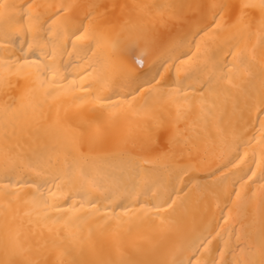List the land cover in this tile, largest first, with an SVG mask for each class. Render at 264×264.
<instances>
[{
	"label": "bare ground",
	"instance_id": "bare-ground-1",
	"mask_svg": "<svg viewBox=\"0 0 264 264\" xmlns=\"http://www.w3.org/2000/svg\"><path fill=\"white\" fill-rule=\"evenodd\" d=\"M0 3L24 5H68L66 17L83 18L88 12L87 5H119L115 9L113 27L103 35V42L96 49L97 55L111 57L116 51L127 49L123 66L109 72L107 87L98 84L93 77L84 82L83 88L90 84L92 90H82L79 84V53L69 43L67 52L58 56L57 63L65 71L63 81L66 86L57 98L46 97L35 83V77L20 78L16 73H2L7 79V86L0 83V260L4 257L5 244L11 250L15 246L23 249V257L40 264H70L72 260L87 261L94 264L103 260L110 264H246L259 259L258 249L264 232V135L260 131L259 115L261 99L264 98V84L258 71L249 76L243 69L238 73L244 82L242 91H233L231 95L203 97L208 104H214L209 116L202 109L201 95L191 88L199 89L194 80L185 81V73L177 75L170 67L171 60L186 48L181 47L182 37L174 34L171 42H154L157 31H163L161 21L168 17L169 9L163 6L171 4H220L241 5L259 3V0H0ZM153 5L161 7H153ZM127 6V7H123ZM57 8L41 9L42 12H54ZM252 27L246 34L245 43L255 48L257 61L264 54V36L260 32V13L250 9ZM61 21L57 22L59 25ZM248 23L245 18L239 25L220 37L207 36L205 41L216 47ZM55 27V26H54ZM49 39H55L51 34ZM3 30L0 29V40ZM31 39V37H29ZM22 36L17 37L16 47L20 46ZM79 47V42H77ZM47 51V47H43ZM4 50L0 49V53ZM192 48V52H195ZM34 59L36 57H33ZM137 60L142 61L136 63ZM169 61L165 80L175 84L185 81L184 89L171 100L161 101L153 96L147 101L152 112L163 118V130H158L155 121L145 115V98L148 92L138 95L135 100L128 93L135 87L132 83L141 74L149 78L164 61ZM231 62V57H227ZM141 66H140V65ZM178 64V62H177ZM184 68L189 65H184ZM201 79L207 80L213 74L218 75L213 62L201 63ZM128 68H134L129 73ZM259 64L257 63V69ZM228 71V69H224ZM73 79L77 83L73 84ZM75 89V91H73ZM107 97L113 92L119 101L128 96L130 104L113 108L106 100L101 104L92 99L95 95ZM84 97L86 99H80ZM11 109L5 113V107ZM206 108L208 105L205 106ZM178 109L181 118L177 121ZM102 114V127L108 136L109 146L84 154L74 150L79 130L86 121L96 119ZM223 122L224 127L245 128L246 148L240 150L243 163L239 167H223L230 155H234L231 135L221 138L216 125ZM8 125V138L5 139L4 127ZM14 126V127H13ZM246 126V127H245ZM164 135H175L181 147L187 146L193 155L199 153L202 163L194 168L179 173L171 167V161L158 159V149L151 150ZM71 153L69 160H76L82 167L88 168L101 178H112L128 183L129 174L136 165L139 174L135 182L140 191L150 187L148 197L140 196L128 199L122 196L109 205L111 215H92L85 205L64 213L50 212V216L63 215L68 224L62 221L47 226L38 222L36 211L30 204L13 201L11 209L5 214V202L2 193L7 190L4 180V161L6 154L13 159H22L25 165L30 161L41 167L45 160L60 152L63 164V152ZM246 153V155H245ZM249 168L251 171H249ZM248 172V179H241L243 172ZM255 175L252 176L251 173ZM39 180L34 171L22 166L13 182L24 179ZM164 187H160V185ZM167 189V191H165ZM180 193L175 211L156 212L152 205L158 197L166 198L168 192ZM20 191L34 192V188L22 187ZM239 192L237 199L234 193ZM231 194V195H230ZM71 203V202H69ZM136 205V207H132ZM118 218V219H117ZM51 229V231H50ZM211 240V243H207ZM55 241V243H53Z\"/></svg>",
	"mask_w": 264,
	"mask_h": 264
},
{
	"label": "snow or ice",
	"instance_id": "snow-or-ice-1",
	"mask_svg": "<svg viewBox=\"0 0 264 264\" xmlns=\"http://www.w3.org/2000/svg\"><path fill=\"white\" fill-rule=\"evenodd\" d=\"M70 6L68 5H39L28 3L24 5L0 3V29L3 30V39L0 40V49L4 51L0 53V69L3 73L15 72L20 78L27 79L29 75L35 77V83L39 90H42L46 97L57 98L61 94V90L66 86L63 81L67 79L62 75L65 71L62 65L57 63L58 56H62L67 52V45L70 43L74 51H77L80 63L74 67L79 70V84L82 90H92V85L83 88L84 82L91 76L95 81L107 87L109 83V72L123 66L124 56L127 49L116 51L112 45L114 52L111 57H101L97 55L96 49L103 42V35L111 29L113 20L115 19V9L121 7L119 5L106 4H90L86 7L89 9L83 18L66 17V12ZM127 7V6H123ZM153 7H161L153 5ZM169 9L168 17L162 20L161 27L163 31H157L154 35V42H171L174 34L182 37L181 47L187 51L181 52L171 60L170 67L175 68L177 75L180 72L185 73V81L194 80L199 84V89L193 87L190 89L192 93L197 91L202 99L200 104L202 109L209 116L213 113L211 109L214 104L209 105L206 99L207 95L228 96L233 91H242L244 82L239 78L238 74H232L234 71L238 73L239 69H243L249 76H253L257 71L264 84V54L257 61L255 48H249L245 43L246 34L250 32L252 27V13L250 9H258L260 13V32L264 36V0L259 3H244L241 5H233L229 3L220 4H171L163 6ZM57 8L56 11L48 13L42 12L41 9ZM245 18L248 23L239 28L235 33L231 34L224 41L217 43L213 48L211 44L205 41V37L211 35L220 37L222 33L229 32L231 28L236 27ZM61 21L59 25L57 22ZM55 26V27H54ZM54 34L55 39L48 37ZM22 36L20 46L16 47L17 37ZM31 37V39H29ZM77 42H79V47ZM43 47L48 50L44 51ZM195 52H192V48ZM33 57H36L35 59ZM231 57V62L227 60ZM178 62V64H177ZM213 62L218 75L213 74L207 80L201 79L203 69L201 63L207 64ZM136 63L142 65V61L137 60ZM257 63L259 68L257 69ZM169 61H164L155 69V74H141L132 80L135 87L128 93L135 100L138 95L148 92L145 98V115L148 119L155 121L158 130H163V118L157 117L152 112L147 101L153 96L159 100H171L179 92L185 94L189 89L182 87L185 81L177 80L175 84H171L169 80H165L162 73H166L169 69L165 67ZM184 65L189 67L184 68ZM228 69V71H224ZM134 68H128L131 73ZM0 83L7 86L6 77L0 73ZM76 84V79H73ZM75 91V89H73ZM92 97L97 104L107 101L113 108H120L122 104H130L128 96H122L119 101L114 97L118 96V92H113L107 97L99 94ZM80 99H86L81 97ZM261 110L259 115L264 116V98L261 99ZM208 105L206 108L205 106ZM11 105L5 107V113L11 109ZM181 118L178 109L177 121ZM102 114H98L96 119L86 121L78 133L73 148L74 150L84 154L95 150H103L109 146L108 136L102 127ZM14 127V126H13ZM246 127V126H245ZM217 134L224 138L231 135L233 141L234 155H230L227 163L219 169L223 172L224 168L239 167L243 163L240 150L246 148L248 143L245 141V128L232 126L224 127L221 121L216 125ZM260 131L264 135V121H260ZM5 139L8 138V125L4 127ZM148 148L158 151V159L171 161V167L178 168L179 173H185L195 167L197 163H202L199 153L193 155L190 150H186L187 146L181 147L180 141L175 135H164L158 139L155 146L150 142ZM71 153L63 152V164H61L60 152L48 157L41 167H36L30 161L25 165L22 159H13L7 156L4 161V184L5 190L2 193L5 202V214L11 209L13 201L19 204L21 201L30 204L36 211L38 222H42L47 226L48 221L53 225L64 222L68 224V220L63 215L55 217L50 216V212L64 213L66 211L76 210V201L79 200V207L88 206L92 215H111L114 209L109 210V205L114 204L122 196L128 199L133 197L139 199L140 196L148 197L151 188H145L140 191V185L135 182L139 174V166L136 165L129 174L128 183L125 185L122 181L112 178H101L99 174H94L86 167H82L76 160H69ZM246 155V153H245ZM26 166L34 171L39 180L24 179L13 182V177ZM249 171L250 168H249ZM243 172V170H242ZM255 175L254 172L251 173ZM248 172H243L241 179H248ZM264 179V173H262ZM34 188V192H21L20 188ZM160 187H164L162 184ZM167 191V189H165ZM239 199L240 193H234ZM231 195V194H230ZM176 196L180 197V193L172 190L168 192L166 198L158 197L157 202L152 205L156 212L175 211L174 205L177 201L172 199ZM71 202V203H69ZM136 207V205H132ZM118 219V218H117ZM51 231V229H50ZM55 243V241H53ZM211 243V240H207ZM259 259H253L246 264H264V232L261 235V242L258 249ZM4 259L0 260V264H40L29 258L23 257V249L18 245L9 249L5 244ZM60 264H64L63 261ZM70 264H89L87 261L72 260ZM94 264H110V262L98 260ZM120 264H128L121 261ZM209 264H216L215 261H209ZM223 264H229L224 261Z\"/></svg>",
	"mask_w": 264,
	"mask_h": 264
},
{
	"label": "rangeland",
	"instance_id": "rangeland-1",
	"mask_svg": "<svg viewBox=\"0 0 264 264\" xmlns=\"http://www.w3.org/2000/svg\"><path fill=\"white\" fill-rule=\"evenodd\" d=\"M140 65V64H139ZM141 66V65H140Z\"/></svg>",
	"mask_w": 264,
	"mask_h": 264
}]
</instances>
